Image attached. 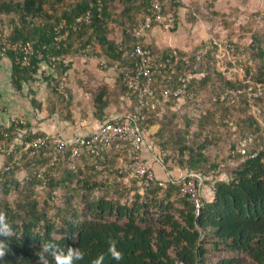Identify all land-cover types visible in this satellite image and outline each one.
Here are the masks:
<instances>
[{"label":"trees","instance_id":"16d2710c","mask_svg":"<svg viewBox=\"0 0 264 264\" xmlns=\"http://www.w3.org/2000/svg\"><path fill=\"white\" fill-rule=\"evenodd\" d=\"M152 1L0 0V50L5 53L0 62L11 61V84L17 91L37 76L45 81L51 92L37 106L63 120L72 115V93L61 60L84 51L109 68L115 65L113 85H92L88 73L75 81L90 93L93 115L102 122L108 108L116 106L125 115L135 104L124 73L134 72L129 54L137 44L149 51L151 64L172 62L175 54L172 73L187 78L191 98L172 99L151 110L139 128L157 153H166L161 164L167 171L199 177V213L172 178L156 176L144 186L141 179L118 173L125 151L116 147L105 154L101 167L91 157L64 161L55 169L44 153L23 156L21 167L0 183V215L13 229L11 236H0L6 244L0 264H264V125L253 114L258 108L264 119V16L255 12L241 27L247 44L231 34L225 40L213 37L227 41L228 53L205 41L187 50L172 49L145 41L156 27L139 41L134 37L149 17ZM157 1L163 15L174 13L177 22L184 12L190 27L203 16L200 0H189L186 7L183 0ZM212 5V0L201 5L210 21L218 19L229 28L228 15ZM19 43H32L41 59L17 65L12 47ZM52 57L60 59L54 68ZM61 82L67 84L68 100L55 90ZM230 90L242 93L224 97ZM44 135L28 124L0 125V150L19 141V152L20 142ZM247 137L252 142L243 144ZM242 148L256 156L242 160ZM2 156V165L16 157L12 151ZM40 167L46 168L45 179L37 175ZM47 241L56 247L44 250Z\"/></svg>","mask_w":264,"mask_h":264},{"label":"built area","instance_id":"2783aa9c","mask_svg":"<svg viewBox=\"0 0 264 264\" xmlns=\"http://www.w3.org/2000/svg\"><path fill=\"white\" fill-rule=\"evenodd\" d=\"M187 2L182 1V6L186 7ZM78 22L81 19L77 20ZM83 22L88 24L89 18H83ZM177 26V18L174 13L164 16L162 4L154 0L151 3L149 10V17H147L134 33V37L139 41L145 35V32L156 27L160 31L170 32ZM209 45L218 46L222 50L227 51L229 44L227 41L219 42L215 38L211 37L205 41ZM12 51L16 55V64L20 67H25L29 64L32 57L41 59V53L36 50L32 43H19L12 47ZM5 53L0 50V57H4ZM129 57L134 60V72L125 71L124 79L126 80L129 95L135 98V104L132 110L116 119H106L101 122L98 130L89 135L78 136L75 140L71 141L66 139L60 134H46L44 136H35L32 139L24 140L20 142L22 150L17 151L16 144H11L9 149H1L2 155L9 154V151L15 153L16 157L7 165L0 167V183L5 179L11 170L21 167V159L23 156L29 158L36 157L39 153H44L49 159V165L53 168H58L65 162H72L78 158L91 157L97 166L101 167L102 162L105 160V154L112 148L116 147L119 150L125 151V159L122 160L118 166V173L134 176L142 180L144 186L149 185L156 178V175L152 168L148 165L147 160L143 155V146L145 136L140 130L139 126L147 118V113L157 107L169 103L172 99L181 101L185 98H191L189 90V81L186 77L180 74H173L174 67L178 60L175 54H171L170 57L173 60H167L166 64H151L150 53L144 50L140 44L130 52ZM235 60V56L231 57ZM78 59L83 64H88L90 61H95L99 64L101 69L107 68V63L103 59H98L95 56H89L82 51L80 56L72 58H64L61 60L62 66L67 71L71 69L74 61ZM59 58L52 57L51 65L55 67V61H59ZM112 68H116L114 65ZM241 76L246 77V74L242 68L239 69ZM248 81V80H247ZM55 90L65 100L69 99V93L67 91V84L61 82ZM241 90L228 91L225 96L233 97L234 95L241 94ZM254 116L261 121L264 125V119L261 118V111L258 108L253 109ZM10 124L15 127H25L27 123L24 120L11 118ZM251 137L244 138L242 143H251ZM264 147V145H262ZM165 152L157 153V161L161 163V160L165 157ZM254 157L256 153L248 154L247 150L242 148L240 150V157L245 160L247 157ZM101 164H100V163ZM31 163V162H30ZM34 165V163H31ZM165 169V166L161 164ZM45 167H40L37 170V175L41 179H45ZM166 179L172 178L180 184V194L186 197L195 206V213H199L201 206V193L200 186L201 180L193 173H184L176 169L173 172L167 171ZM162 181V179H161ZM162 185L163 183L160 182Z\"/></svg>","mask_w":264,"mask_h":264},{"label":"crops","instance_id":"0c3cea01","mask_svg":"<svg viewBox=\"0 0 264 264\" xmlns=\"http://www.w3.org/2000/svg\"><path fill=\"white\" fill-rule=\"evenodd\" d=\"M185 1L187 3L189 2V0ZM220 2L221 0H218V3ZM245 3H247L248 7H250V4L252 6V4L255 3V0H246ZM218 5H216V9H221V7L219 8ZM228 5V8L232 7L231 3ZM261 7L262 8H260V10H264L263 5ZM182 13L183 12H181V14ZM181 20L182 18H180V21L178 20V26L176 30L172 32L174 36L179 34L177 36L179 40H176V38L170 36L172 34H169L168 36L163 31L154 28L152 32L147 34L145 41H154L159 47H170L172 49L181 50L189 49L191 46L186 45L187 41L185 42L184 39H182L185 37V35L182 31V27H179L180 23H182ZM195 26L197 27V24ZM178 28L179 30H177ZM198 33L200 34L199 31L197 32V35ZM203 36L204 34L202 32V37ZM95 65V61H90L88 64H83L80 60L76 59L73 63V66L68 71L70 78L68 87L72 93V115L70 120H63L56 114H47L37 106L40 104H45L49 98L51 89L48 87L46 82L37 76L38 78H36L34 82L26 85L24 84L21 91L15 90L11 84V61L8 58L3 59L0 62V125L7 127L11 118L14 117L24 120L30 126L33 132H41L45 135L60 134L71 141L75 140L78 136L89 135L96 132L101 125V121H98L93 115L92 97L90 93L84 92L75 84L78 76L85 77L89 74L93 76L90 81L92 85L97 86L99 84L101 85L105 83L113 85L115 82V69L112 67H107L104 69L100 68L101 71H99L95 69ZM44 76L47 77L48 73L44 72ZM88 79L90 80V78ZM33 101H36V103ZM125 103L127 106L130 105L129 100H126ZM122 115L123 114H120L116 106H112L105 112L104 117L107 120H110L116 119ZM18 143L19 141H16V145ZM143 155L147 160L148 165L154 171L155 175L161 179H165V169L156 159L157 150L153 147L148 139H145L144 141ZM2 163L3 156L0 155V167Z\"/></svg>","mask_w":264,"mask_h":264},{"label":"rangeland","instance_id":"374dc122","mask_svg":"<svg viewBox=\"0 0 264 264\" xmlns=\"http://www.w3.org/2000/svg\"><path fill=\"white\" fill-rule=\"evenodd\" d=\"M246 0H221L220 3H218V0L213 1L212 0V7L215 10L216 9V5L219 6V8L221 7V9H216L217 12L220 13H226V15H228V21L229 23H231V26H229V28H226L225 26H223V23L220 20H216L215 23H212V21H210V16L208 15V13L210 14V12H208V10L201 6L203 0H200L199 2V6L200 9L203 12V16L199 17L197 20V27H190L189 25H186L185 21H184V12L180 15V18H182V23H180L179 27H182V31L185 35L184 41L187 43L186 45H193V44H198L200 41H205L207 39H209L210 37H217L219 36V39H227L228 35L231 34L233 35L237 42H240L242 44H247L249 42V39L246 37L241 38L240 35L243 34V31L241 30V27L243 26V24L245 22H247L249 20V17L251 14L258 12L260 13L261 16H264V10H260V8H262L261 6L263 5L264 8V0H255V3L250 4V7H248V4L245 3ZM208 3L211 2V0H207ZM229 3H231L232 7H229ZM235 8H234V7ZM241 9H240V8ZM223 8V9H222ZM202 23V24H201ZM176 30V29H175ZM174 30V31H175ZM179 30V28L177 29ZM200 32V34L197 32ZM202 32L204 34V36L202 37ZM166 35L169 36V34H172L170 36L176 38V40L178 39L177 36L179 35H173V33L170 32H164ZM118 37L120 38L119 33ZM179 40V39H178ZM183 41V42H184ZM182 42V41H181ZM95 69L101 71L99 64L97 62H95ZM106 72V71H104ZM22 174V173H21ZM20 174V175H21Z\"/></svg>","mask_w":264,"mask_h":264},{"label":"clouds","instance_id":"9594fccd","mask_svg":"<svg viewBox=\"0 0 264 264\" xmlns=\"http://www.w3.org/2000/svg\"><path fill=\"white\" fill-rule=\"evenodd\" d=\"M12 232H13V229L11 225L5 222V217L3 215H0V236L7 238L11 236ZM5 246H6L5 240H0V252L3 251ZM55 247L56 245L53 241H47L45 245L43 246L44 250L46 251H51Z\"/></svg>","mask_w":264,"mask_h":264}]
</instances>
